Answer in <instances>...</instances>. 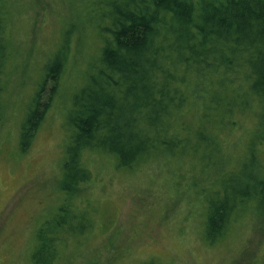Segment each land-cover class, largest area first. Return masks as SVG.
<instances>
[{"label": "trees", "instance_id": "16d2710c", "mask_svg": "<svg viewBox=\"0 0 264 264\" xmlns=\"http://www.w3.org/2000/svg\"><path fill=\"white\" fill-rule=\"evenodd\" d=\"M85 9L101 45L66 110L62 198L36 228L29 263L57 264L61 247L90 228L80 209L89 154L129 170L149 157L201 161L207 175L192 186L205 203L204 240L218 242L246 210L264 205V0H87ZM71 32L42 68L20 124L21 153L57 94Z\"/></svg>", "mask_w": 264, "mask_h": 264}, {"label": "rangeland", "instance_id": "374dc122", "mask_svg": "<svg viewBox=\"0 0 264 264\" xmlns=\"http://www.w3.org/2000/svg\"><path fill=\"white\" fill-rule=\"evenodd\" d=\"M87 0H8L7 60L0 114V264H30L36 228L61 202L60 179L71 96L82 85L101 40L87 22ZM71 28L57 94L29 149L19 129L42 68ZM242 130L250 131V126ZM238 141V140H236ZM264 163V145L261 147ZM92 178L83 196L90 228L61 247L57 264H264V205L246 210L227 234L203 237L205 203L192 182L202 180L191 155L149 157L117 168L103 154L87 155ZM115 164V165H114Z\"/></svg>", "mask_w": 264, "mask_h": 264}]
</instances>
